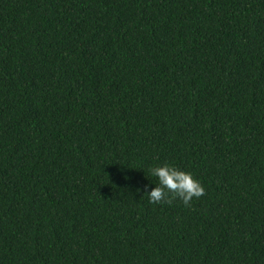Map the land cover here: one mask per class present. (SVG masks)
<instances>
[{"label":"trees","instance_id":"16d2710c","mask_svg":"<svg viewBox=\"0 0 264 264\" xmlns=\"http://www.w3.org/2000/svg\"><path fill=\"white\" fill-rule=\"evenodd\" d=\"M0 264H264V0H0Z\"/></svg>","mask_w":264,"mask_h":264},{"label":"clouds","instance_id":"9594fccd","mask_svg":"<svg viewBox=\"0 0 264 264\" xmlns=\"http://www.w3.org/2000/svg\"><path fill=\"white\" fill-rule=\"evenodd\" d=\"M150 171L151 175L157 177L159 182L150 192H145L150 203L171 205L174 200L180 199L184 205L190 206L193 198H200L205 194V188L201 182L194 178L190 172L168 164L155 166ZM148 187L145 185L144 189ZM141 190L137 189V191Z\"/></svg>","mask_w":264,"mask_h":264}]
</instances>
